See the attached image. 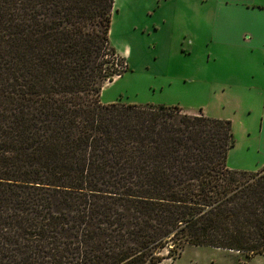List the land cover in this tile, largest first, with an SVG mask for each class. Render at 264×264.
Wrapping results in <instances>:
<instances>
[{"label":"trees","instance_id":"1","mask_svg":"<svg viewBox=\"0 0 264 264\" xmlns=\"http://www.w3.org/2000/svg\"><path fill=\"white\" fill-rule=\"evenodd\" d=\"M112 10L0 0V264H159L186 246L264 256V167H227L229 120L101 102L129 69Z\"/></svg>","mask_w":264,"mask_h":264},{"label":"crops","instance_id":"2","mask_svg":"<svg viewBox=\"0 0 264 264\" xmlns=\"http://www.w3.org/2000/svg\"><path fill=\"white\" fill-rule=\"evenodd\" d=\"M149 1V5L141 4L137 15L142 20L141 34H151L142 54L143 69L160 85L174 84L192 99L204 98L210 106L187 108L180 101L161 100L148 103L179 105L187 114L222 120L229 118L223 117L225 111L245 121L256 115L263 133L264 0ZM147 15L152 18L149 22ZM249 57L257 59L254 68L258 71L248 68ZM105 87L102 103H114V92L105 96Z\"/></svg>","mask_w":264,"mask_h":264},{"label":"rangeland","instance_id":"3","mask_svg":"<svg viewBox=\"0 0 264 264\" xmlns=\"http://www.w3.org/2000/svg\"><path fill=\"white\" fill-rule=\"evenodd\" d=\"M142 3L149 5L151 2L149 0H113L109 40L115 51L125 59L129 69L122 76L114 77L113 81L104 83L105 96L114 92L115 102L125 104L146 105L152 104L148 103L149 101L161 100L164 103L180 101L187 108L198 106H201L199 109L205 106L208 108L210 104L205 102L204 98L192 99L185 90L176 89L174 84L160 85L159 80L157 81L153 75L143 69L142 54L145 53L144 46L151 34L147 35V31L141 34L142 20H137V15ZM151 19L147 15L146 21L149 22ZM256 61V58L249 57V60H246L248 68L255 69ZM178 67L181 68L180 63ZM179 75L185 77V72ZM190 89L194 93L197 92L195 88ZM153 104L160 105V103ZM223 117H229L227 120L231 122L234 139V146L227 153V167L248 172L262 169L260 163L264 160V131L260 133V121L257 116L253 115L251 121H245L242 116L240 118L232 114L228 116L225 111ZM166 253L163 252L165 255ZM159 264H264V256H248L234 251L186 246L173 258L165 259Z\"/></svg>","mask_w":264,"mask_h":264},{"label":"bare ground","instance_id":"4","mask_svg":"<svg viewBox=\"0 0 264 264\" xmlns=\"http://www.w3.org/2000/svg\"><path fill=\"white\" fill-rule=\"evenodd\" d=\"M236 253V252H235Z\"/></svg>","mask_w":264,"mask_h":264}]
</instances>
